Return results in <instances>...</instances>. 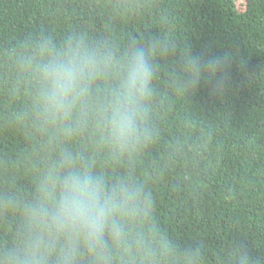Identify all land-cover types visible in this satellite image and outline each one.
I'll return each instance as SVG.
<instances>
[{
	"label": "clouds",
	"instance_id": "1",
	"mask_svg": "<svg viewBox=\"0 0 264 264\" xmlns=\"http://www.w3.org/2000/svg\"><path fill=\"white\" fill-rule=\"evenodd\" d=\"M232 59L166 34L118 42L42 30L0 43L7 122L25 133L31 161L27 187L0 186V264H205L201 245L160 227L143 159L163 136L157 110L202 84L223 98ZM218 255L264 264L240 244Z\"/></svg>",
	"mask_w": 264,
	"mask_h": 264
},
{
	"label": "trees",
	"instance_id": "2",
	"mask_svg": "<svg viewBox=\"0 0 264 264\" xmlns=\"http://www.w3.org/2000/svg\"><path fill=\"white\" fill-rule=\"evenodd\" d=\"M0 0V43L39 31L77 30L126 42L166 34L196 54L233 56L223 98L202 84L157 110L160 144L143 159L151 174L162 230L199 244L205 264L240 244L264 257V0ZM11 105L0 93V186L27 187L30 142L7 122ZM174 149V151H170ZM3 221L0 220V239Z\"/></svg>",
	"mask_w": 264,
	"mask_h": 264
}]
</instances>
